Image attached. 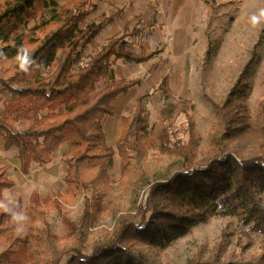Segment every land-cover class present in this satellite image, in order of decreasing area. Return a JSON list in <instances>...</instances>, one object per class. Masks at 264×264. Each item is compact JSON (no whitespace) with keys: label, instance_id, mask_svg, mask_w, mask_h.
<instances>
[{"label":"trees","instance_id":"1","mask_svg":"<svg viewBox=\"0 0 264 264\" xmlns=\"http://www.w3.org/2000/svg\"><path fill=\"white\" fill-rule=\"evenodd\" d=\"M95 10L89 0H69L62 6L53 0H0L4 148H16L19 171L28 175L32 164L45 167L67 147L64 191L43 199L34 191L26 210L20 200L3 197L14 183L6 177L7 168L0 167V246L24 255V262L3 255L0 264H161L165 249L214 217L235 218L264 234V102L255 116L245 104L254 62L243 67L221 106H214L216 122L202 157L191 124L185 129L186 143L173 132L178 115L192 123V103L182 100L166 106L159 121L148 127L149 92L137 97L126 134L112 149L103 122L113 117L115 99L141 84L140 79H116L113 63H143L149 58L132 52L122 36L111 38L83 62L87 47L106 23L102 14L99 22H87ZM38 18L43 20L24 31ZM25 54L41 67L22 72ZM104 81L108 83L98 89ZM151 150L173 158L174 169L149 181L146 205L129 215L107 201L114 156L120 160L119 187L136 191L138 182H147ZM78 197L83 198L82 210L73 222L62 208L76 204ZM52 210L67 229L63 237L48 224ZM107 213L115 217L112 230H104L103 237L89 245L93 229ZM185 264H264V246L250 256L227 254L225 246H215L205 259Z\"/></svg>","mask_w":264,"mask_h":264},{"label":"rangeland","instance_id":"2","mask_svg":"<svg viewBox=\"0 0 264 264\" xmlns=\"http://www.w3.org/2000/svg\"><path fill=\"white\" fill-rule=\"evenodd\" d=\"M58 6L69 0H53ZM96 5L87 22H99L104 15L102 30L87 47L83 62L89 54L97 51L108 40L125 36L130 49L137 55L148 56L143 63L123 60L113 63L116 79H140L141 84L130 92L120 95L113 102V117L103 122L106 144L115 149L116 143L126 134L137 97L150 93L146 103L148 127L159 121L160 111L168 105L187 100L193 105L190 113L192 123L184 114L174 118V135L186 143L185 129L191 124L193 133L199 138L198 156L202 157L210 144L211 128L216 122L214 106H221L243 67L253 61V74L247 81L250 90L245 104L252 116L264 102V0H89ZM50 11L43 18H48ZM31 21L32 28L43 20ZM108 81L98 85L100 89ZM6 94L0 95V114ZM174 140V139H171ZM0 148L4 141L0 138ZM62 146L51 164L39 167L32 164L28 175L19 171L17 150L11 147L5 158L8 161L6 177L14 183L12 189L4 191L3 197L20 200L26 210L32 192L43 199L64 191L66 163ZM146 180L137 184L136 191H122L118 185L120 160L114 156L109 171L112 201L134 215L138 208L146 205L149 181L166 177L174 169L173 158L156 150L149 151L146 159ZM17 164V165H16ZM116 198V199H114ZM83 198L77 203L62 208L67 218L75 222L82 210ZM115 217L107 213L92 231V239L109 232ZM22 222V221H21ZM48 224L58 237L67 229L56 210L49 211ZM215 246H225L227 254L250 256L264 246V234L249 230L232 217H214L207 223L197 225L188 235L175 241L163 251L161 264H185L196 259H205ZM90 247V246H88ZM15 254V255H13ZM23 261L21 254L0 246V257ZM10 261L4 263L9 264ZM24 262V261H23Z\"/></svg>","mask_w":264,"mask_h":264},{"label":"clouds","instance_id":"3","mask_svg":"<svg viewBox=\"0 0 264 264\" xmlns=\"http://www.w3.org/2000/svg\"><path fill=\"white\" fill-rule=\"evenodd\" d=\"M32 66H35L36 68H40L41 64L38 63L35 59H33L30 54H25L22 57V62L20 64L21 71L30 74ZM13 219L23 220V219H25V217L14 216Z\"/></svg>","mask_w":264,"mask_h":264},{"label":"crops","instance_id":"4","mask_svg":"<svg viewBox=\"0 0 264 264\" xmlns=\"http://www.w3.org/2000/svg\"><path fill=\"white\" fill-rule=\"evenodd\" d=\"M122 133H124V132L122 131ZM123 135H125V134H123ZM8 151L9 150L6 151L5 148H4V150H2L0 148V167H6V168L8 167V161L5 159V158H7L6 154Z\"/></svg>","mask_w":264,"mask_h":264},{"label":"bare ground","instance_id":"5","mask_svg":"<svg viewBox=\"0 0 264 264\" xmlns=\"http://www.w3.org/2000/svg\"><path fill=\"white\" fill-rule=\"evenodd\" d=\"M120 130L123 131V132H125L126 131V125L122 124L120 126Z\"/></svg>","mask_w":264,"mask_h":264}]
</instances>
